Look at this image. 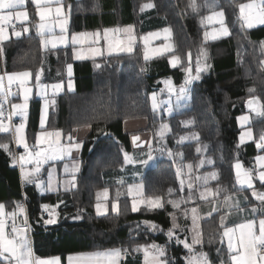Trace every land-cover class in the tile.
Returning <instances> with one entry per match:
<instances>
[{
  "label": "snow or ice",
  "instance_id": "obj_1",
  "mask_svg": "<svg viewBox=\"0 0 264 264\" xmlns=\"http://www.w3.org/2000/svg\"><path fill=\"white\" fill-rule=\"evenodd\" d=\"M230 2L237 10L234 12L235 22L239 23L241 30L264 26V0ZM153 7V3H145L140 10L143 12ZM186 7L199 18L203 29L202 46L194 63L191 50L181 56L167 42L171 36V30L167 27L143 35H138L133 25L71 32L73 6L66 0H0V53L4 52V42L13 37L20 39L34 31L42 50L57 54V59L61 48L71 46L75 60L92 59L94 66L100 68L102 65L96 62L98 59L132 54L142 42L145 62L166 57L171 68L183 73V80L178 85L171 78L158 81L164 87L159 91L153 89L149 96L153 117L159 116L161 121L151 138L142 140L140 135H132V153L120 147V172L126 175L131 166V182L121 175L115 180L117 187L114 197H110L109 188L105 187L96 193L94 205L97 217L113 214L118 217L128 211H163L169 226H162L151 219L137 220L129 226L127 246L121 242L120 246L71 253L65 261L63 255L37 254L24 202H0V264H264V129L257 136L250 126L249 115L237 117L241 131L235 145V155L228 162L232 174L230 186L220 183L221 173L217 170V159L220 163L225 162L223 150L217 158L207 155L208 146H201L198 133L181 135L175 139L174 147L169 146L172 127L165 122V117L172 118L179 114L191 98L192 85L210 71L205 46L210 41L232 35L220 0H188ZM161 39L164 42L153 46L154 41ZM258 44L264 55V41ZM259 63L264 68V59ZM65 68L66 83L62 77L56 82H42L43 67L35 72L31 69L8 71L6 66L0 69V134L10 136L16 148L22 151L13 152L10 147L12 141L0 142V150L8 154L13 167L18 166L22 185H33L42 194L59 192L61 187L65 192L71 191L76 187V174L80 171V161L73 153L79 152L84 142L74 137L73 132L77 130L65 132L64 129L51 127L48 119L49 108L55 105V97L65 89L74 91L72 63H66ZM255 91V88L248 89L246 106L250 113L264 118V102L254 95ZM34 94L43 98L44 104L39 113L38 130L32 133L30 143L27 127L30 101ZM181 123L187 127L194 121ZM87 127L91 128V125ZM186 142L197 145L195 153L198 162L195 164L185 163V153L176 150ZM249 142L254 144L257 154L249 162L250 166L246 167L239 156L240 149ZM135 149H139V152ZM164 156H167L170 167L174 168L177 186L169 187L166 195H146V170L157 166L159 158ZM58 162H63L62 179H58L56 174ZM45 165H49L46 181L41 178ZM245 192L248 194L240 199L238 194ZM121 197H124L123 201ZM63 203L58 201L54 205H40L39 220L44 226L58 222L59 208ZM9 205L12 206L11 210ZM233 215L239 219L233 220ZM81 218L79 210L72 217L74 220ZM217 218L218 231L206 241L202 221ZM155 233L166 238L163 244L149 240V234ZM141 239L143 242H140ZM214 241L219 245L215 249V259L210 250H204L206 243L211 245ZM173 247L182 250L183 256L170 255Z\"/></svg>",
  "mask_w": 264,
  "mask_h": 264
},
{
  "label": "trees",
  "instance_id": "obj_2",
  "mask_svg": "<svg viewBox=\"0 0 264 264\" xmlns=\"http://www.w3.org/2000/svg\"><path fill=\"white\" fill-rule=\"evenodd\" d=\"M66 3L73 6L70 23L73 32L133 25L136 33L143 35L167 27L172 32L177 54L184 56L191 50L193 63L202 46L203 29L199 18L186 7L188 0H67ZM145 3H153L155 7L142 12L140 9ZM220 3L226 12L232 35L207 43L205 47L210 71L192 85L191 98L179 114L172 118L165 117V122H170L172 126L169 146L174 147L175 139L181 135L198 133L201 135V146H208L207 155L217 158L223 150L225 162L220 163L218 160L217 169L221 173L220 183L230 186L232 174L228 162L235 155L238 142L240 129L237 117L248 112V89L255 88L254 95L264 102V68L259 63L264 55L258 44L264 41V26L241 30L239 23L235 22L234 12L237 10L234 5L230 0H220ZM3 48L4 66L8 71L31 69L35 72L43 67L44 83L56 82L61 77L66 83L65 66L66 63H72L74 91L65 90L55 97V105L49 112V123L51 127L64 129L65 132L91 125V133L84 142L79 159L80 171L76 174V187L68 192L61 190L40 195L33 185H22L18 166L13 167L8 154L0 150V202L20 200L25 203L37 254L63 255L66 258L68 254L80 251L120 246L121 242L127 246L129 226L137 220L151 219L162 226H169L163 211H128L118 217L114 214L97 217L94 205L96 193L105 187L109 188L110 197H114L117 187L115 180L121 175L131 182V166L126 175L120 172V147L123 146L129 153L134 151L131 135L125 132L124 123L128 120L147 119L151 130L158 126L161 121L159 116L153 117L149 96L153 89L159 91L164 87L158 81L171 78L178 85L183 80V73L171 68L166 57L145 62L139 46L132 54L98 59L96 62L102 65L100 68H96L92 60L75 61L71 48H61L57 59V54L42 50L39 38L34 33L11 40ZM58 73L61 75L58 76ZM41 107V99L33 98L27 127L30 143L32 133L38 130ZM254 116L256 119L253 126L264 129V118ZM187 120H193L194 123L185 127L181 121ZM9 141H12L10 136L0 134V142ZM196 146L195 142H191L176 150L185 153V163L195 164L198 161ZM247 146L240 149L241 160L249 151L250 159L253 151H256L253 143ZM10 147L13 152L19 151L14 141ZM146 171V195H166L169 187L177 186L174 168L170 167L167 156L160 157L158 165ZM46 175L44 172L43 176ZM58 201L64 202L59 208L58 222L44 226L39 220L40 205H54ZM11 207L9 205V210ZM78 210L82 218L72 219ZM180 223L183 224V220ZM202 228L207 241L218 231V218L202 222ZM165 239L160 233L149 234L150 241L163 244ZM217 247L219 245L214 241L211 245L206 243L204 250H210L215 259ZM169 254L182 257L184 253L173 247Z\"/></svg>",
  "mask_w": 264,
  "mask_h": 264
},
{
  "label": "crops",
  "instance_id": "obj_3",
  "mask_svg": "<svg viewBox=\"0 0 264 264\" xmlns=\"http://www.w3.org/2000/svg\"><path fill=\"white\" fill-rule=\"evenodd\" d=\"M66 2H67V0H66ZM32 9H31V7H30V11H31ZM258 27H260V26H258ZM135 29V28H134ZM70 31H71V29H70ZM71 32H73V31H71ZM34 33V31L31 33V34H33ZM31 34H29V35H31ZM29 35H26V36H24V37H28ZM23 38V37H22ZM15 39H17V38H15V37H13L11 40H15ZM10 40V41H11ZM10 41H6V42H4V44L2 45V47L3 46H5L8 42H10ZM159 42H162V41H159ZM69 48H71L72 49V47L71 46H69ZM74 59V58H73ZM75 60V59H74ZM86 60H92V59H86ZM86 60H75V61H86ZM0 68H1V61H0ZM32 101V100H31ZM31 101H30V103H31ZM189 101V100H188ZM247 115H249L250 116V119H252L253 117H255L254 115V113H250V112H247L246 113ZM245 114V115H246ZM77 131H75V132H73V135H74V137H76V139H78V140H82L83 142H85V140L88 138V136L90 135V133H91V128H88V127H81V128H78V129H76ZM124 130H125V132H127V133H129L131 136L132 135H140L141 136V139L143 140V139H149V138H151V136H152V133H153V130H151L150 129V126H149V122H148V120L147 119H137V120H128V121H126L125 123H124ZM251 143V142H250ZM252 144V143H251ZM248 145H250V144H248ZM132 147H133V145H132ZM83 148H84V143H83ZM83 148L79 151V152H74L73 153V155L75 156V158L76 159H80V157H81V155H82V151H83ZM134 149V148H133ZM19 151H22V149H18ZM135 151L136 152H139V149H135ZM249 153V152H248ZM243 156H245L244 157V159L242 160L243 162H246L247 160H249V154H244ZM62 165H63V162H58L57 163V165H56V168H57V177H58V179H62V178H64L63 177V167H62ZM245 166L247 167V166H250V164H249V162H248V164H246L245 163ZM29 167H31V165H29ZM49 168V165H45L44 166V169L45 170H42V173H41V178L43 179V180H47V175H46V177H44L43 176V174H44V172H46L47 173V169ZM218 170V169H217ZM36 190L38 191V189L36 188ZM62 189L60 188V190L59 191H61ZM38 193L40 194V195H44V194H41L39 191H38ZM50 193H56V192H50ZM47 194V193H46ZM246 194H248V193H240V194H238L239 195V198L240 199H242L243 198V196L244 195H246ZM204 211H206V208L204 209ZM232 219L233 220H238L239 219V217H237L236 215H233V217H232ZM203 222V221H202ZM65 261H66V258H65Z\"/></svg>",
  "mask_w": 264,
  "mask_h": 264
},
{
  "label": "rangeland",
  "instance_id": "obj_4",
  "mask_svg": "<svg viewBox=\"0 0 264 264\" xmlns=\"http://www.w3.org/2000/svg\"><path fill=\"white\" fill-rule=\"evenodd\" d=\"M160 31V30H159ZM136 32V31H135ZM159 41H162V42H164L163 41V39H161V40H157V41H154L153 42V46H158L160 43H162V42H159ZM168 43H171L173 46H174V42H173V39H172V32H171V36L169 37V40L167 41ZM139 47H141L142 48V42L138 45ZM1 69V68H0ZM66 90V89H65ZM34 92H35V90H34ZM64 92V91H63ZM63 92H61V93H63ZM60 93V94H61ZM59 95V94H58ZM33 98H38V99H41V101H42V106H43V104H44V100H43V98H41V97H39V96H36L35 94L33 95ZM32 98V99H33ZM51 98V97H50ZM18 102V101H17ZM188 102V101H187ZM186 102V103H187ZM185 103V104H186ZM51 107L52 106H50V108H49V112H50V110H51ZM42 108V107H41ZM245 115V114H244ZM255 117H253L252 119H251V127H252V129H253V132H254V134L255 135H259V132L261 131V129L262 128H256V127H254L253 126V124L255 123L254 121H255ZM168 123H170V122H168ZM170 125H171V123H170ZM237 125H238V129H240V126H239V124H238V121H237ZM159 127V125L158 126H156L154 129H153V131L155 130V129H157ZM172 127V126H171ZM240 131H241V129H240ZM189 134H191V133H186V134H184V135H189ZM199 137H200V139H201V135L199 134ZM187 143H191V142H186L185 144H187ZM248 144H251L250 142L249 143H247L246 145H245V147L246 148H248ZM203 146V145H202ZM249 151V150H248ZM251 152L249 151V154H250ZM253 155L250 157V159L249 160H252V158L257 154V152L256 151H253ZM196 154V153H195ZM213 158H215V156H213V155H211ZM198 162V161H197ZM217 162H218V159H217ZM247 162H249V161H247ZM245 163V162H244ZM219 171V170H218ZM220 180H221V178H220ZM222 185H225L226 186V184H223V183H221ZM61 189L63 190V187H61ZM38 191L40 192V190L38 189ZM41 193V192H40ZM42 194V193H41ZM44 194V193H43ZM46 194V193H45Z\"/></svg>",
  "mask_w": 264,
  "mask_h": 264
},
{
  "label": "built area",
  "instance_id": "obj_5",
  "mask_svg": "<svg viewBox=\"0 0 264 264\" xmlns=\"http://www.w3.org/2000/svg\"><path fill=\"white\" fill-rule=\"evenodd\" d=\"M0 58H1V69H3L5 66H4V61H3V53H0ZM15 91V89H13ZM17 121H18V118H17Z\"/></svg>",
  "mask_w": 264,
  "mask_h": 264
},
{
  "label": "water",
  "instance_id": "obj_6",
  "mask_svg": "<svg viewBox=\"0 0 264 264\" xmlns=\"http://www.w3.org/2000/svg\"><path fill=\"white\" fill-rule=\"evenodd\" d=\"M246 107H247V106H246ZM247 111L250 112L248 108H247Z\"/></svg>",
  "mask_w": 264,
  "mask_h": 264
}]
</instances>
